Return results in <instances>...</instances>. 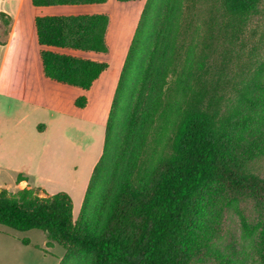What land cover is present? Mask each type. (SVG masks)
<instances>
[{
    "label": "trees",
    "instance_id": "trees-1",
    "mask_svg": "<svg viewBox=\"0 0 264 264\" xmlns=\"http://www.w3.org/2000/svg\"><path fill=\"white\" fill-rule=\"evenodd\" d=\"M31 1L34 7L108 3ZM262 1L149 0L114 100L115 104L148 32L144 68L132 92L125 137L133 148L99 233L86 235L74 223L73 199L68 193L40 197L31 189L12 196L0 190V225L17 232L42 231L47 246L86 252L92 256L91 264H182L197 203L213 182L231 187L253 185L264 192V184L259 186L257 178L229 156L233 141L238 140L235 132L249 129L264 105V95L255 94L264 93V78L257 77L264 71V60H256L259 71L249 79L236 74L233 79L227 69L230 57L239 56L237 42ZM0 18L10 25L6 14L0 12ZM35 21L45 76L90 91L110 65L84 55L110 54V16L52 15ZM87 104L85 96L75 102L80 109ZM241 106L246 113H241ZM21 180L25 179L19 176ZM23 244L30 245L28 240ZM64 261L69 264L67 258Z\"/></svg>",
    "mask_w": 264,
    "mask_h": 264
},
{
    "label": "rangeland",
    "instance_id": "rangeland-1",
    "mask_svg": "<svg viewBox=\"0 0 264 264\" xmlns=\"http://www.w3.org/2000/svg\"><path fill=\"white\" fill-rule=\"evenodd\" d=\"M148 1L120 3L110 0L104 6L70 11L106 12L111 16L108 36L110 54L102 58L110 64V69L90 93H84L90 99L87 108L80 109L73 105L68 108L63 121L69 122L71 128L68 129V125L63 123L60 133L50 143L43 145L40 141L37 145L25 144L26 149L30 148L32 157L19 159L31 165L33 171L37 163H44V172L52 176L46 162L50 161L51 152L55 153V174L50 183L46 182L47 192L41 188L32 190L40 197L68 193L73 199V221L86 235H97L102 228L113 200V191L124 174L127 156L133 148L125 143V137L134 101L132 92L144 68V42L148 39V32L131 61L115 104L114 100L120 75ZM26 14L29 15L28 8L24 12V19ZM22 24L23 21L19 23V33ZM0 26L2 31H6L9 25L4 18H0ZM236 50L239 56L232 55L227 68L233 79L237 75L248 79L256 76L259 71L256 60H264V0L237 42ZM257 77L264 78V71ZM174 93L175 87L171 85L170 95ZM255 94L264 95L260 91ZM35 101L39 100L32 97V102ZM12 104L10 111H13L14 117L9 119L11 123L3 130V137H16L21 129L29 132L34 122L45 120L48 114V111L31 108L28 103L19 105L13 100ZM239 110L243 114L247 112L242 106ZM256 116L258 120L253 121L249 129L235 132L238 140L233 141L229 156L248 169L260 186L264 184V105ZM152 139L153 136L149 142ZM6 188L8 190L1 191L6 190L9 196L19 192L9 179ZM46 237L39 230L17 232L0 225V264H56L58 258L60 263L67 258L69 264H91L92 256L86 252L78 249L68 251L57 244L44 246ZM23 240H28L30 245L25 246ZM182 264H264V192L253 185L231 187L218 180L213 182L197 203V213L184 246Z\"/></svg>",
    "mask_w": 264,
    "mask_h": 264
},
{
    "label": "crops",
    "instance_id": "crops-1",
    "mask_svg": "<svg viewBox=\"0 0 264 264\" xmlns=\"http://www.w3.org/2000/svg\"><path fill=\"white\" fill-rule=\"evenodd\" d=\"M106 4L34 7L31 0H0V12L6 14L11 19L7 31H2V26H0V190H8L6 187L7 179H9L14 183L16 191L41 188L47 192L46 182L50 183L53 180V174H55L56 155L51 152L50 161L46 162L51 168L49 173L52 175L47 176L48 172H44L43 170L44 163H37L36 170L33 171L31 170V165L24 164L19 160L25 158L28 160L32 157L30 148L26 149L25 144L36 143L37 145L40 141L43 145L50 143L54 136L60 133L62 124L64 123L63 118L69 110L68 108L71 105L77 107L75 105L76 100L80 96H84V93H90L102 78L87 92L48 79L44 74L40 57L43 47L40 46L37 39L36 18L52 15L106 13L70 12L71 10L85 11L87 10L86 7L93 9L96 8L95 6L99 7ZM58 7H71L75 9H58ZM26 8H28L29 15L27 16L26 14V18L24 19ZM40 9H44V11ZM21 21H23V24L21 33H19L18 28ZM109 32L110 28L107 34V42ZM84 56L103 61V56L107 55L87 54ZM32 97L37 98L39 101L32 102ZM13 100L19 105L28 103L31 108L48 111V114L45 120L34 122L29 132L26 129H21L19 134L15 135L16 137L14 135L13 137H3V130L9 127L11 123L10 118L14 117L13 111H10ZM87 100L88 104L86 108L90 105L88 97ZM64 124L68 125V129L72 127L69 122ZM15 160L18 161L15 162ZM8 175H10L9 178ZM19 176L25 180L18 181ZM47 242L48 240L43 243L46 247ZM59 263L60 259L58 258L56 264Z\"/></svg>",
    "mask_w": 264,
    "mask_h": 264
}]
</instances>
